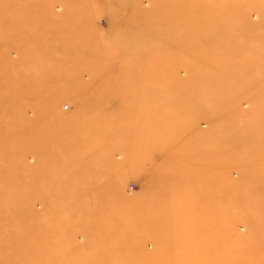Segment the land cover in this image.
<instances>
[{
  "label": "rangeland",
  "instance_id": "rangeland-1",
  "mask_svg": "<svg viewBox=\"0 0 264 264\" xmlns=\"http://www.w3.org/2000/svg\"><path fill=\"white\" fill-rule=\"evenodd\" d=\"M0 264H264V0H0Z\"/></svg>",
  "mask_w": 264,
  "mask_h": 264
}]
</instances>
